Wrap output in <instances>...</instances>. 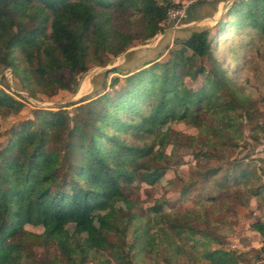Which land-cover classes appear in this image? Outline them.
I'll return each mask as SVG.
<instances>
[{
    "label": "trees",
    "instance_id": "trees-1",
    "mask_svg": "<svg viewBox=\"0 0 264 264\" xmlns=\"http://www.w3.org/2000/svg\"><path fill=\"white\" fill-rule=\"evenodd\" d=\"M210 4L215 5L194 1L180 21L192 8ZM176 7L172 0H0V69L17 74L31 97L35 90L48 96L71 91L102 58L162 31ZM184 31L164 58L159 53L135 72L115 75L112 93L76 107L75 114L37 108L11 129L0 149V264H240L234 250L211 247L197 253L188 212L165 211L157 197L142 211L136 194L142 185L170 187L171 179L164 184L161 179L177 147L160 132L163 124L200 123L204 147L197 155L208 158L225 157V147L237 148L243 140L239 123L257 142L264 123L251 104L264 102V0H232L213 27ZM119 71L112 67L105 75ZM186 79L200 83L192 87ZM19 104L0 87V116ZM250 166L235 160L211 167L201 173L199 190L215 181L220 189L260 196V185L241 188L254 183ZM176 175L184 184L191 181ZM202 192L201 201L217 199ZM116 198L129 199V207L98 215L94 225L95 211ZM150 214L161 226L149 234ZM27 225L42 231L30 232ZM249 226L264 238L263 221ZM33 243H54L62 260L34 261Z\"/></svg>",
    "mask_w": 264,
    "mask_h": 264
},
{
    "label": "rangeland",
    "instance_id": "rangeland-1",
    "mask_svg": "<svg viewBox=\"0 0 264 264\" xmlns=\"http://www.w3.org/2000/svg\"><path fill=\"white\" fill-rule=\"evenodd\" d=\"M172 1L178 4L180 8L183 7L186 11V7L196 0ZM205 1L208 3L214 2L219 7V13L217 12L213 18H200L193 21L192 24H187L188 27H194L196 29L213 27L222 17L226 7L232 0ZM173 18L172 15L169 17L167 16L166 21L162 24V31L157 32L150 39L144 41L135 39L126 50L116 56L110 55L102 58L101 65L90 66L79 76L71 91L58 90L55 94L48 96L35 90V96L31 97L19 84V77L17 74L13 73L9 68L0 69V87L5 89L8 93H11L20 101V104L13 108L9 114L0 116V149L6 144L11 129L16 127L18 123L20 124L27 119H31L34 109L42 108L52 111L66 109L64 111L73 115L75 114L76 107L86 105L89 101L97 98L104 92L109 91L112 93L115 90V88H109L112 77L115 75L122 77L121 73L130 71L129 74H131L143 67L142 65L138 67L133 66L134 68L129 67L128 64H131L129 63L130 61H125V54L132 57V55L128 54L130 53L129 51H139L140 49L147 48L154 49L158 44V47L162 50L161 57L164 58L173 40L177 37L183 38L185 36L183 32H179L180 34H174L176 36H172V32L179 30L183 25V21L172 23ZM119 27L125 30V27L121 26V24H119ZM165 44L167 45L165 46ZM164 46L165 49H163ZM151 56H154V53L147 54L146 56L144 55L139 58V60L142 61ZM132 62L134 63L136 61L133 60ZM112 67H116L118 70L120 69L119 73L114 72L106 76L105 71ZM2 76L4 78H1ZM186 83L189 86L195 87L199 85L200 80L198 82H191L189 79H186ZM121 89L122 87H119L118 91ZM251 105V110L257 115V118L264 123V102L255 99L254 103ZM238 126L243 132V140H240L237 148L232 149L230 147H225L223 148L226 153L225 157H220L216 153L208 158L207 156L197 155L204 147L200 139L204 128L200 123L185 119L182 122H176L171 125H161L159 130L162 135L166 138L173 139L177 147L174 149L175 151L172 155L169 167L166 170L165 177L161 179L162 184L165 183V179H171V184L168 183L170 187L160 184L159 187L150 188V186L142 185L136 195L142 203V211H145L147 207L152 205L153 199L157 197L155 203H157L158 207H163L165 211H168L170 207L173 212H177L178 214L188 212L193 220L191 225L196 228L194 237L196 239L195 250L197 253L209 250L211 247H219L226 250H234L235 253H237L235 255H241L240 264H264V250L260 252V247L262 243H264V238L260 233L252 230L249 226L250 223L255 220L264 222V193L257 197H252L247 194L245 196L234 188L227 187L226 189H220L219 186L214 183L215 181L207 185L206 190H203L204 192L199 190L202 187V185L199 184L203 171L218 166L220 163L227 166L235 160H240L241 163L251 164L249 171L254 183L249 185H247L248 183H243L241 188L245 189L249 186L253 188L257 185L264 188V131L259 133L257 142H254L247 135L249 133V127L242 123H239ZM170 151L171 144L167 146L166 153ZM160 158L161 156H159V159ZM178 173L184 178L189 177L191 181L188 184H184V181L177 178L176 174ZM205 182H207V180H205ZM199 192H202L204 195L210 193L215 195L217 199L213 202L201 201L199 199ZM166 199L170 203L169 206L166 205ZM129 205V199L116 198L110 205L95 211L94 225L97 226L99 224L98 215L107 217L111 214L113 208L121 207L125 209L128 208ZM150 215L154 220L155 214ZM154 221L148 229L149 234L157 231L161 226L160 222ZM73 227V224L67 225L70 231L73 230ZM25 229L37 234L42 231L40 226L27 225ZM84 235L88 236L87 233ZM175 241L179 242L177 238H175ZM30 245L32 259L34 261L43 258L52 260L54 257L61 259L60 253L54 243H50L47 246L37 243ZM108 258L110 261H114L112 258ZM183 258V261H186L187 256ZM154 260L157 261V259Z\"/></svg>",
    "mask_w": 264,
    "mask_h": 264
},
{
    "label": "crops",
    "instance_id": "crops-1",
    "mask_svg": "<svg viewBox=\"0 0 264 264\" xmlns=\"http://www.w3.org/2000/svg\"><path fill=\"white\" fill-rule=\"evenodd\" d=\"M200 8L201 7H199V8H197V7H195V8H192V12L191 13H189L188 14V18L186 19V20H184V22H183V25H182V27H180V29L179 28H177V29H179V30H175L174 32H172V36L174 35V34H180V33H182L183 32V34L185 35V31H184V29H186V27H188L187 26V24H192V22L193 21H196V20H198V19H200V18H213L214 17V15L218 12L219 13V7L215 4V5H212V4H210V5H206V6H203L202 8H201V10H200ZM193 14V16H191ZM189 28V27H188ZM176 29V28H175ZM180 32V33H179ZM176 35H174V36H176ZM168 37H169V35H168ZM168 44V43H167ZM167 44H165V46L167 45ZM165 46H164V48L163 49H165ZM158 44L156 45V48H154V49H156L157 51L155 52V54H154V56H153V58L152 59H154L157 55H158V53H161V49L158 47ZM130 53H128V54H130V55H132V57H129L127 54H125V61L126 60H129L130 62L129 63H131V64H128L129 65V67L130 68H134V67H138L139 65H141L142 64V62L144 63V62H147L148 61V59L149 58H147V59H145V60H139V58L140 57H137V55H135L133 52L134 51H129ZM127 58V59H126ZM136 61V62H132V61ZM134 66V67H133ZM128 67V68H129Z\"/></svg>",
    "mask_w": 264,
    "mask_h": 264
},
{
    "label": "built area",
    "instance_id": "built-area-1",
    "mask_svg": "<svg viewBox=\"0 0 264 264\" xmlns=\"http://www.w3.org/2000/svg\"><path fill=\"white\" fill-rule=\"evenodd\" d=\"M175 9V10H174ZM185 9L183 7H177V8H173L168 12V17L172 15L173 21L174 22H178L180 21L184 16H185ZM172 21V22H173Z\"/></svg>",
    "mask_w": 264,
    "mask_h": 264
},
{
    "label": "water",
    "instance_id": "water-1",
    "mask_svg": "<svg viewBox=\"0 0 264 264\" xmlns=\"http://www.w3.org/2000/svg\"><path fill=\"white\" fill-rule=\"evenodd\" d=\"M156 51H157L156 49L147 48V49H140L139 51H134V54L137 55V57H140L141 58L144 55L146 56L147 54H151V53L152 54L153 53L155 54ZM152 58H153V56L149 57L148 61L153 60ZM142 64H143V62H142Z\"/></svg>",
    "mask_w": 264,
    "mask_h": 264
}]
</instances>
